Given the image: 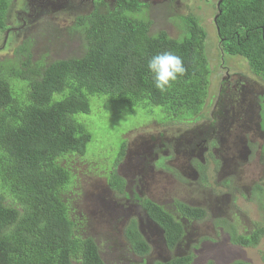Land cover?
Wrapping results in <instances>:
<instances>
[{
	"label": "trees",
	"instance_id": "1",
	"mask_svg": "<svg viewBox=\"0 0 264 264\" xmlns=\"http://www.w3.org/2000/svg\"><path fill=\"white\" fill-rule=\"evenodd\" d=\"M12 3L0 0V33L9 28ZM93 7L91 13L78 18L85 36L81 56L41 65L32 60L27 44L22 50L25 58L18 61L22 69L0 60V264H110L93 236L76 234L64 200V193L76 179L71 160L86 155L93 138L88 121L76 117L91 112L90 96H108L129 105L147 102L161 106L171 121L202 117L211 69L207 33L198 18L191 14L185 17L189 36L178 39L164 30L152 34V21L141 15L146 4L139 0H118L115 5L93 0ZM219 9L216 25L222 50L245 58L250 71L264 81V0H223ZM163 51L181 56L187 71L161 92L155 87L148 60ZM15 79L23 82L22 88L15 89L11 83ZM226 88L223 84L221 95ZM211 128H215L214 122ZM125 155L123 145L118 160ZM140 171L144 172L136 173L137 182L142 183L148 169L142 167ZM109 184L124 193V180L119 175L111 177ZM259 190L262 195L264 187L259 185ZM141 204L162 229L166 250L184 242L183 216L203 218L206 213L181 202L176 203L179 214L165 211L148 198ZM99 212L103 219L111 220L102 208ZM129 222L126 237L131 250L147 255L151 246L139 231L138 221L132 218ZM240 239L248 247L262 242L264 246V223L253 228L250 239ZM261 256L264 260V247ZM152 264L199 263L194 254L186 253ZM231 264L251 263L236 260Z\"/></svg>",
	"mask_w": 264,
	"mask_h": 264
},
{
	"label": "rangeland",
	"instance_id": "2",
	"mask_svg": "<svg viewBox=\"0 0 264 264\" xmlns=\"http://www.w3.org/2000/svg\"><path fill=\"white\" fill-rule=\"evenodd\" d=\"M106 1L112 4L111 0ZM139 1L146 3L145 12L141 15L152 21V34L164 30L171 37L183 39L189 36L185 17L191 14L198 18L207 33L206 54L211 69L209 95L202 117L188 121H171L164 114L163 107L147 102L129 105L114 102L108 96L89 97L91 112L76 117L80 121H88L86 124L93 138L87 154L71 160L76 179L64 193L70 217L75 222V232L80 236H93L103 258L110 264H152L157 259L178 253L194 254L199 264L209 261L231 264L236 260L264 264L261 256L263 242L256 247H248L232 241L233 235L249 233L257 224L264 223V191L260 195V191L250 189L253 182L264 187V81L250 71L245 58L222 50L214 22L218 0ZM70 2L65 0L61 8L53 11L50 6L37 9L32 0H13L7 26L24 25L17 31L10 29L0 33V60L6 61L7 66L15 64L17 69H22L23 64L18 61L25 58L22 50L27 44L32 60L41 62V65L55 59L81 56L85 49V36L83 27L78 25V17L88 15L94 7L85 0ZM154 18L161 23L154 22ZM226 72L229 77L224 80ZM237 80H241L243 87L228 91V84ZM11 83L15 84V89L23 86L20 79ZM222 84L227 86L228 102L225 101L226 93L221 95ZM233 92L242 97L240 106L235 109H232L235 103L230 95ZM220 96L223 102L221 109L218 105ZM248 103L251 107L246 121L241 116ZM242 121H246V125L241 128L239 123ZM212 122L215 123L214 133H223L220 152L229 154V158L216 153L221 164L216 165L209 153L210 148H207L204 157H197L206 165L204 173L198 177L195 170L197 162L192 161V166L189 159L192 152L185 156L180 147L193 136L192 130L206 131L203 134L213 136L212 129L205 126ZM123 145L126 155L118 160L117 155ZM169 145L170 151L166 153L165 146ZM198 148L204 146L200 144ZM153 163L156 164L154 167ZM142 167L148 169V176L153 178L154 184L148 185V179L137 182L135 170ZM115 175L124 180L123 194L109 184ZM230 177L232 180L225 185L223 180ZM234 180L237 183L232 188ZM226 188L233 193L228 204L215 198L216 193ZM191 195L205 201L207 216L204 221L189 224V235L178 250L164 249L160 231L152 236L154 250L149 254L143 256L131 250L125 237V226L131 218L145 216L141 204L143 199L151 197L158 203L159 198L168 199L162 201V205L176 213V201L170 200V196L178 200ZM99 208L109 214L110 221L101 217ZM219 217L213 226V219ZM241 217L245 219L239 222L237 219Z\"/></svg>",
	"mask_w": 264,
	"mask_h": 264
},
{
	"label": "flooded vegetation",
	"instance_id": "3",
	"mask_svg": "<svg viewBox=\"0 0 264 264\" xmlns=\"http://www.w3.org/2000/svg\"><path fill=\"white\" fill-rule=\"evenodd\" d=\"M33 1V0H32ZM85 1H87V3L88 4H91V5H93V1L92 0H85ZM118 0H111V2H112V5H115L116 4V2H117ZM220 0H218V2H219ZM71 2H72V0H71ZM71 2H70V4H71ZM218 2L216 3V5H217V7H218ZM143 3H145V2H143ZM176 3H177V1H176ZM70 4H69V6H70ZM146 4V3H145ZM148 8H149V5L147 6ZM219 9V8H218ZM151 12V10L149 11V13ZM139 14V13H138ZM151 15H153V13H151ZM79 18V17H78ZM154 22H156V23H158V24H160L161 23V21L160 22H157V19L156 18H154ZM46 57H48V55H46ZM226 75L227 76H224L225 77V79L224 80H226V79H228V77H229V73L228 72H226ZM237 75V74H236ZM237 78H239V76L237 77ZM241 78V77H240ZM241 82V80H237V82H235V83H231V85H232V87L233 88H231V85H229L228 84V88H229V90L228 91H232V89L234 90V89H236L237 88V90H240V88H239V86H237V83H240ZM222 86H223V84H222ZM227 90L225 91L226 92V100L225 101H227V99H228V97H227V92H228ZM237 92H239V91H237ZM233 98H234V103H235V106H233V108L232 109H235L236 107H239L240 106V101L242 100V97H240V96H238V95H236L234 92L232 93V94H230ZM228 102V101H227ZM219 103V102H218ZM230 105V104H229ZM250 107H251V105H250V103H248L247 104V106H246V111H244V114L241 116V119H245L246 121L248 120V118H249V113H247V111H250ZM259 113H260V111H258V117L260 118V116H259ZM240 119V120H241ZM246 121H242V122H240L239 123V125H240V127L241 126H244V125H246L245 123H246ZM199 123V122H198ZM198 123H195V124H198ZM207 128H209V126H210V124H207V125H205ZM249 126V128H252V126L251 125H248ZM204 127V126H203ZM242 128V127H241ZM212 129V130H211ZM210 130H211V132L213 133V136H215L216 138H213V136H211V135H206V134H203V133H207L206 131H203V132H199V131H197V130H192V132H194L193 133V136L192 137H189V138H187L186 139V142L180 147V150L181 151H183L182 152V154H184L185 156H189V154L192 152V154L189 156V159H191V165L193 166V162L192 161H196L197 163L195 164V167H196V176H198V177H200V173H204V171H205V169H206V165L204 164V163H202L201 161H198V159H197V157H204V154L206 153V151L208 150L207 148H210V155H211V157L213 158V160H214V163L216 164V165H219L220 164V162H219V157H217L215 154L217 153V154H219V155H221V156H223V157H225V158H229V154H227V153H221L220 152V150H221V147L219 146V143L222 141L223 142V133L221 132V131H219V132H216V133H214V131H215V128H211ZM221 132V134H219ZM197 133H199V134H197ZM211 134V133H210ZM225 138V137H224ZM211 139V140H210ZM200 144H202L203 146H204V148H198L199 147V145ZM166 147V153H167V151L169 152L170 151V148H171V146L169 145V146H165ZM162 151H164V150H162ZM178 152H180V151H178ZM177 152V153H178ZM177 153H175V154H177ZM176 157V156H175ZM153 165V167H154V165H156L155 163H153L152 164ZM221 165V164H220ZM151 169H152V166H151ZM219 169V168H218ZM153 171H154V168H153ZM144 171H140V172H138L137 174H141V173H143ZM149 175V171L145 174V181L147 180V182L146 183H148V185H152V184H154V180H153V178L152 177H150V176H148ZM227 180V181H226ZM228 180H232L231 179V177L230 178H228V179H225V180H223V181H225V185H227V184H229L230 183V181H228ZM223 181H221L220 183H222ZM236 183H237V181L236 180H234L233 182H232V188H235V185H236ZM192 183H190V185H191ZM210 189H213V187H210ZM250 189L252 190V191H254V192H259L260 190H259V185L258 184H256V183H252V185L250 186ZM232 195H233V193L230 191V189L229 188H226V190L225 191H222V192H220V193H216L215 194V198H217L218 200H219V202H222V203H224V204H228V201H229V199H231V197H232ZM148 199H150V200H152L153 202H155L156 204H158L159 206H161L165 211H169L168 209H166L163 205H162V201H164V200H168V199H161V198H159L158 200H159V202L161 203H158L156 200H154L153 198H151V197H147ZM170 200H172V201H176V203L177 202H181V203H183V204H186L187 206H190V207H192V208H199V209H205V207L204 206H206V204H205V201L203 200V199H201V198H198V197H196V196H194V195H191V196H188V197H184V198H180V199H178V200H175V198H173V196H170V198H169ZM206 210V209H205ZM169 212H171V211H169ZM176 212H177V208H176ZM171 213H173V212H171ZM177 214H179L178 212H177ZM206 216H207V211H206V213H205V215H204V217L203 218H187V217H185V216H183L182 218H181V221H182V223L184 224V227H185V232H186V235H185V237H184V239L186 238V237H188V235H189V230H188V226H189V224H191V223H198V222H200V221H204L205 219H206ZM116 218V217H115ZM134 218V217H133ZM132 219V218H131ZM130 219V220H131ZM137 221H138V224H139V231L141 232V234L144 236V238L146 239V241H147V239L149 238V237H151V236H154L157 232H159V231H162V229L156 224V223H154L148 216H147V214H146V216L145 217H142V218H140V219H137V218H135ZM245 219V217H241V218H239V219H237L239 222H241L242 220H244ZM129 220V221H130ZM215 220H220V217L219 218H215V219H213V222H212V225L213 226H215L216 224H215ZM127 222V224L128 223H130V222ZM127 224H126V226H125V237H126V227H127ZM251 236V235H250ZM126 240L128 241V243H129V245H130V248H132V245H131V243L129 242V240H128V238L126 237ZM134 252V251H133ZM135 253V252H134Z\"/></svg>",
	"mask_w": 264,
	"mask_h": 264
},
{
	"label": "clouds",
	"instance_id": "4",
	"mask_svg": "<svg viewBox=\"0 0 264 264\" xmlns=\"http://www.w3.org/2000/svg\"><path fill=\"white\" fill-rule=\"evenodd\" d=\"M148 69L153 74V80H154L155 87L161 92L166 91L169 87H171L172 83L175 82L178 79V77L183 76L187 71L183 58L172 51H163V52H160V53H157L151 56L148 60ZM141 155H143V153H141ZM135 171L136 173H138V170H135ZM144 213L146 216L145 211ZM252 231L253 229L249 233H246V234L233 235L232 241L235 242L236 244H242L244 246H248V244H245L241 241L240 237L244 236L250 239V235ZM152 240L149 238L147 239V242L151 246V251L154 250V248L151 245ZM182 243L180 244V246L182 245ZM180 246L176 247L175 249L178 250ZM173 250H169V251H173ZM185 254L186 253H178L175 255H185Z\"/></svg>",
	"mask_w": 264,
	"mask_h": 264
},
{
	"label": "water",
	"instance_id": "5",
	"mask_svg": "<svg viewBox=\"0 0 264 264\" xmlns=\"http://www.w3.org/2000/svg\"><path fill=\"white\" fill-rule=\"evenodd\" d=\"M222 1L223 0H220L218 2V8H220V4H221ZM64 2H65V0H33L32 1V4L36 5L37 6V9H43V8H47L48 6H50L51 7L50 9H53V11H54V10H56L58 8H61L63 6ZM220 13H221V10L218 9V12H217V14L214 17L215 24H217V19H218V16H219ZM23 25L21 23L20 26H15L13 28H8L6 31H9L10 29H12L14 31H17ZM216 27H217V31H218V34H219V27L217 25H216ZM242 84H243L242 82L237 83V86H241ZM243 85H242V87H243Z\"/></svg>",
	"mask_w": 264,
	"mask_h": 264
}]
</instances>
